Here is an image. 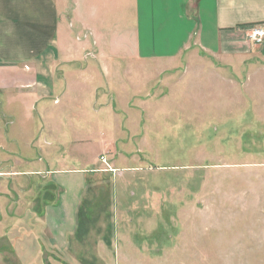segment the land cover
Here are the masks:
<instances>
[{"label": "rangeland", "instance_id": "1", "mask_svg": "<svg viewBox=\"0 0 264 264\" xmlns=\"http://www.w3.org/2000/svg\"><path fill=\"white\" fill-rule=\"evenodd\" d=\"M124 3L123 32L134 25ZM254 50L120 55L103 73L83 55L57 76L84 79L69 94L106 111L55 117L56 133L0 95V264H264V46ZM90 167L114 171L113 198L95 186L66 256L44 232L59 196L46 173Z\"/></svg>", "mask_w": 264, "mask_h": 264}, {"label": "crops", "instance_id": "2", "mask_svg": "<svg viewBox=\"0 0 264 264\" xmlns=\"http://www.w3.org/2000/svg\"><path fill=\"white\" fill-rule=\"evenodd\" d=\"M126 5L124 0H0V95L9 103H23L28 119L37 112L41 130L56 133L55 117L106 111L104 105L95 104L94 94H69L68 86H84V79L72 81L66 76L69 73L57 76L83 55L90 57L86 63L90 60L102 73L120 55L155 62L173 60L183 49H201L225 58L262 55L254 49H262L264 43L254 44L249 31L264 28V0H133L134 25L123 32L119 25L127 16ZM69 6L74 18L66 15ZM95 163L92 160L91 165ZM46 175L59 196L46 209L44 232L64 254L69 245L78 246L84 240L76 235L88 216L81 204L92 199L97 184H104V191L112 187L108 190L112 200L115 174L90 167L56 169Z\"/></svg>", "mask_w": 264, "mask_h": 264}, {"label": "built area", "instance_id": "3", "mask_svg": "<svg viewBox=\"0 0 264 264\" xmlns=\"http://www.w3.org/2000/svg\"><path fill=\"white\" fill-rule=\"evenodd\" d=\"M249 38L256 45H262L264 43V28L256 27L249 31ZM102 163L105 164V160L102 159Z\"/></svg>", "mask_w": 264, "mask_h": 264}, {"label": "trees", "instance_id": "4", "mask_svg": "<svg viewBox=\"0 0 264 264\" xmlns=\"http://www.w3.org/2000/svg\"><path fill=\"white\" fill-rule=\"evenodd\" d=\"M109 187L110 186H108L107 188H106V190L104 191V189H103V191L104 192H107L108 193V190H109ZM105 196H107V194L106 193H104V196H102V197H105ZM92 201V199L90 200V201H86V202H84V204H81V207H80V209L81 208H85V210H88V208H89V204H91L90 202ZM95 203V202H94ZM104 204H106V203H104ZM94 205H96V207H98L97 205H103V203H99V202H97V203H95ZM83 209H82V211H83ZM89 212V211H88ZM83 214V213H82ZM81 215V214H80ZM82 216V215H81ZM78 219L80 220L81 219V217L79 216L78 217ZM78 223H79V221H78ZM77 231H79V230H77ZM79 233H76V235L80 238V235H78ZM64 256V255H63Z\"/></svg>", "mask_w": 264, "mask_h": 264}]
</instances>
